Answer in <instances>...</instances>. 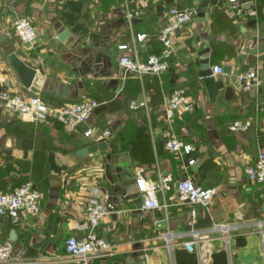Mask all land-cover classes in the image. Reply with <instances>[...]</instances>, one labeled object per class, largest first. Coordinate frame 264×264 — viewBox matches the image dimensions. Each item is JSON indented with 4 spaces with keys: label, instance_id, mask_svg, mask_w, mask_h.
I'll list each match as a JSON object with an SVG mask.
<instances>
[{
    "label": "crops",
    "instance_id": "crops-1",
    "mask_svg": "<svg viewBox=\"0 0 264 264\" xmlns=\"http://www.w3.org/2000/svg\"><path fill=\"white\" fill-rule=\"evenodd\" d=\"M195 2L0 0V33L13 39L18 56L38 70L40 81L33 92L56 108L84 98L101 102L87 121L93 135L86 137L83 127L68 132L55 118L38 124L24 121L6 111L0 99V193L12 191L26 179L42 193L40 212H23L15 218L0 215V242L9 241L14 255L37 258L40 264H82L67 255L65 240L83 235L86 201L97 188L110 209L98 233L116 254L90 264H264L258 227L264 221V184L246 173L264 148V60L258 54L248 62L238 51L264 44V0H240L244 7L256 10L254 16H237L229 6L213 4L200 13ZM174 5L194 7L196 15L178 31L169 69L161 76L126 73L119 63L126 50L120 45L128 43L127 52L141 59L160 53L163 45L158 35ZM17 16H28L36 26L33 44L8 35ZM66 29L69 35L59 49L56 39ZM138 34L146 37L139 41ZM207 54L213 68L232 67L216 74L217 95L199 76L201 59ZM251 68L259 69L262 80L253 92L236 80L238 73ZM229 86L232 91L227 95ZM181 87L194 108L176 115L175 129L193 146L185 159L202 161L199 186L216 189L209 208L179 201L178 182L187 175L197 178L192 167L183 168L161 136L167 127L163 114L168 96ZM5 90L28 92L0 42V94ZM140 95L144 101L137 105ZM152 99L157 105L153 115ZM133 101L147 111L151 162H141L130 150L136 130ZM250 116L254 124L249 129L229 130L233 120ZM106 130L111 135L97 141ZM100 141L107 142V150L78 155L79 149ZM130 166L136 178L168 179L171 188L158 193L166 206L148 210L141 218L139 191L141 202H118L113 178ZM162 221L166 228L161 227ZM223 224L238 228L223 232L219 227ZM188 240L194 241L192 250L185 245Z\"/></svg>",
    "mask_w": 264,
    "mask_h": 264
},
{
    "label": "built area",
    "instance_id": "built-area-1",
    "mask_svg": "<svg viewBox=\"0 0 264 264\" xmlns=\"http://www.w3.org/2000/svg\"><path fill=\"white\" fill-rule=\"evenodd\" d=\"M231 11L237 15H256L254 8H246L240 0H225ZM196 15L194 7L174 5L170 7L167 15V23L159 32V40L163 47L160 53L152 54L141 59L136 53L127 52L131 49L128 43L120 45L121 50H126L119 57V63L126 73H132L139 77L145 75L164 74L170 65V59L175 48V37L178 31L190 22ZM8 35H16L22 42L33 44L38 37V31L32 20L28 16H17L14 21V28ZM146 34H138L137 39L143 40ZM224 67L215 66L214 74L223 73ZM236 80L245 91L259 90L262 80L258 68L244 70L236 75ZM27 93L5 90L0 94L3 107L6 111L15 113L21 119L31 123H42L50 118L61 121L68 132H72L87 122L93 111L101 105L96 99L84 98L81 101L65 105L60 108L51 107L43 101L39 93L33 92L32 87L27 88ZM136 106V101L132 102ZM194 108V101L190 99L185 88L175 89L167 99L163 118L167 127L161 132L165 147L175 153L181 160L185 170H189L196 163V159H185L184 155H189L193 146L183 140L175 129V117L181 111H189ZM254 124L252 116L246 119H235L229 124L230 131H245ZM86 137L93 135V130H84ZM111 135L110 130L104 131L97 141L105 139ZM144 171L143 168H141ZM248 177L256 183L264 184V148H260L257 159L246 167ZM138 191L143 195V201L139 207L140 217H144L148 210L166 206L160 203L158 193L171 188L168 179L160 181H150L144 176L137 178ZM216 194L215 188H202L195 184V180L187 175L178 182L177 198L179 201L189 203L193 206L209 208ZM42 193L34 182L27 181L12 191L0 193V215L18 217L23 212L38 213L41 210ZM194 212V210H193ZM110 213V209L105 200L104 194L99 189H95L87 198L85 205V221L81 228L84 231L82 236L71 235L65 240V250L69 257L79 259L82 264H90L97 259H107L113 257L116 251L113 245L105 236L98 233V228L103 219ZM239 218H243L240 214ZM223 232L237 230L234 225L219 226ZM262 240L264 259V221L258 223ZM189 249H193L194 241H185ZM41 260L26 256L14 255L12 244L0 242V264H40ZM132 264H137L133 262Z\"/></svg>",
    "mask_w": 264,
    "mask_h": 264
},
{
    "label": "water",
    "instance_id": "water-1",
    "mask_svg": "<svg viewBox=\"0 0 264 264\" xmlns=\"http://www.w3.org/2000/svg\"><path fill=\"white\" fill-rule=\"evenodd\" d=\"M198 5V11L200 13H205L207 6L209 4L218 5L220 7L226 6V1L220 0H196L195 2ZM135 22V18L131 19ZM69 35V30H64L56 39L57 47L60 49L64 45V41L67 39ZM0 42L3 45L4 52L6 53L10 63L14 67L19 81L22 85L26 88H30L38 84L40 81V77L38 75V70L27 64L23 59H21L18 54L16 53L15 46L13 45L14 40L10 39L5 33H0ZM239 52H243L241 58L248 59L250 62L256 55L260 54V59L264 60V44H259L256 47H248V49L244 46L238 49ZM209 55L207 54L205 58L201 59L199 76L201 77L202 81L205 83L208 91L213 94H218L217 89V75L213 73V66L210 65V60L208 59ZM232 67L227 65L224 67L225 72H230ZM232 87L226 88V94L228 95L232 89ZM144 101L143 95H140L137 105H140ZM81 127L87 129L89 127L87 122L81 123ZM108 144L106 141H100L98 143L92 144L88 147L81 148L77 151L78 155L83 156L89 152H95L98 150H107ZM202 165V161H197L193 166L192 169L195 172V184L199 186L201 179H199V170ZM115 184V193L117 196V200L119 203H126L128 200H134L135 203H139L142 201L140 194L138 193V186L136 180V171L133 166H130L128 169L124 171H120L117 175V178H113ZM162 228H166V222L162 221L161 223ZM15 231L13 232V235ZM30 254L33 253V248H29ZM139 264H146L145 262Z\"/></svg>",
    "mask_w": 264,
    "mask_h": 264
},
{
    "label": "trees",
    "instance_id": "trees-1",
    "mask_svg": "<svg viewBox=\"0 0 264 264\" xmlns=\"http://www.w3.org/2000/svg\"><path fill=\"white\" fill-rule=\"evenodd\" d=\"M149 110H150L151 115H153L155 111L157 110V105L155 104L154 99H152V101L149 102ZM131 116H132L134 123L136 124V130L130 141V150L132 151V154L137 159H139L141 162H151L152 156H153L152 155L153 154V143H152V135L150 133V128H149L147 111L145 107L143 106L142 107L135 106L132 109ZM27 181H30V180L26 179L21 184Z\"/></svg>",
    "mask_w": 264,
    "mask_h": 264
}]
</instances>
